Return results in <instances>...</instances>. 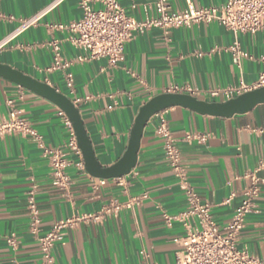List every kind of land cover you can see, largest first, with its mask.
Wrapping results in <instances>:
<instances>
[{
    "label": "crops",
    "instance_id": "obj_1",
    "mask_svg": "<svg viewBox=\"0 0 264 264\" xmlns=\"http://www.w3.org/2000/svg\"><path fill=\"white\" fill-rule=\"evenodd\" d=\"M54 1L0 0V41ZM117 1L138 21L154 15L146 11L152 0ZM227 1L171 0L170 4L182 11L189 4L219 7ZM93 9H104V4L97 1ZM82 16L80 0H64L2 48L0 64L49 84L73 102L85 100L78 109L102 167L122 158L140 108L153 97L180 93L206 102H226L224 91L251 87L264 71V31L233 33L217 22L169 33L159 29L137 33L116 66L107 59L79 61L85 53L71 42L69 30L57 26H68ZM55 43L64 60L72 63L66 71L74 76L73 93L65 70L48 71ZM233 46L249 56L237 60L230 51ZM214 92L218 95L212 96ZM9 100L42 135L46 148L65 147L69 132L56 105L0 77V119L11 110ZM160 115L177 140L193 187L202 201L212 204V215L223 230L252 178L264 181V104L232 118L201 115L180 106ZM159 118L147 124L137 165L128 176L94 178L78 166L81 159L70 154V191L52 185L49 160L37 143L21 135L0 139V264H42L38 238L49 233L55 222L81 215L99 219L69 229L54 247V264H176L182 250L176 240L184 235V227L175 218L187 201L156 134ZM197 133L209 134L208 142L185 141L187 135ZM32 189L41 218L37 235L31 230L28 208ZM135 199L141 201L135 203ZM257 204L258 211L248 217L238 247L264 261V183Z\"/></svg>",
    "mask_w": 264,
    "mask_h": 264
},
{
    "label": "built area",
    "instance_id": "obj_2",
    "mask_svg": "<svg viewBox=\"0 0 264 264\" xmlns=\"http://www.w3.org/2000/svg\"><path fill=\"white\" fill-rule=\"evenodd\" d=\"M64 0H55L52 5L44 9L37 16L22 21L19 28L0 41V50L27 27L33 25L44 13L50 11ZM101 1L104 9L95 10L93 4ZM171 0H152L146 6L145 20L138 21L129 16L117 0H80L83 11L82 18L68 26L58 25V29H67L72 33L71 42L81 49L85 56L79 61L107 59L111 66H116L124 60V50L137 33L146 30L159 29L169 33L175 29L190 27L196 24L217 22L233 33L256 34L264 31V0H229L219 7H196L189 4L184 10H173ZM54 60L50 72L68 70L72 63L64 60L61 48L54 44ZM236 59L248 57L237 46L230 48ZM264 64V58H262ZM68 89L74 92V76L66 71ZM264 88V71L260 74L258 82L249 87L229 89L224 91L226 100L234 99L243 93ZM218 93H212L217 96ZM84 99H76L73 103L78 108ZM11 110L7 117L0 119V139L7 135H21L38 144L44 150L51 168L52 185L63 191H70L72 179L67 173L70 154L78 156L81 161L78 166L85 170L82 151L78 146L77 136L72 122L61 111L64 123L69 132V141L63 148H46L42 135L32 126L15 106L13 100L8 101ZM112 108V107H110ZM162 115V114H161ZM160 113L156 129L157 136L163 141V148L167 163L176 180L179 182L187 201V207L175 219L184 227V235L176 241L182 247L177 255L176 264H264V261L250 255L246 249H239L238 240L246 227L248 217L258 211L257 199L261 194L263 180L253 177L251 185L244 192L242 203L236 208L230 223L222 230L212 215V204L202 201L200 195L193 187L188 167L183 162L182 152L178 147L167 120ZM209 134L197 133L186 136L187 143L197 142L206 144ZM104 181V180H102ZM145 198V197H144ZM141 199L133 202L139 203ZM28 208L32 219L31 230L33 234L40 231V209L36 200V191L28 193ZM92 219H99L94 215H81L55 222L51 231L38 238L42 254V264H54L53 250L57 243L63 241L69 229L76 228L81 223ZM171 225L172 220L167 218Z\"/></svg>",
    "mask_w": 264,
    "mask_h": 264
},
{
    "label": "water",
    "instance_id": "obj_3",
    "mask_svg": "<svg viewBox=\"0 0 264 264\" xmlns=\"http://www.w3.org/2000/svg\"><path fill=\"white\" fill-rule=\"evenodd\" d=\"M0 77L41 96L63 111L73 124L86 171L92 177L103 180L122 178L132 172L138 162L145 128L149 121L160 112L180 106L201 115L232 118L235 115L246 114L256 106L264 104V88L243 93L226 102H206L192 95L180 93H164L155 96L140 108L130 132L127 150L122 158L111 167H102L96 158L81 112L70 98L49 84L33 79L7 65L0 64Z\"/></svg>",
    "mask_w": 264,
    "mask_h": 264
}]
</instances>
